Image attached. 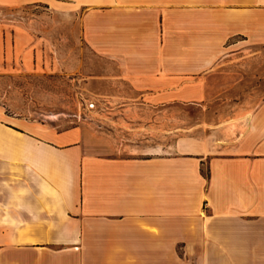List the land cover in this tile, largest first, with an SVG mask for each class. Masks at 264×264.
<instances>
[{
  "label": "crops",
  "instance_id": "obj_1",
  "mask_svg": "<svg viewBox=\"0 0 264 264\" xmlns=\"http://www.w3.org/2000/svg\"><path fill=\"white\" fill-rule=\"evenodd\" d=\"M26 7L80 13L86 48L154 116L202 105L229 43L264 38V0H0V74L52 64L4 12ZM246 112L228 139L203 130L122 157L0 107V264H264V95Z\"/></svg>",
  "mask_w": 264,
  "mask_h": 264
},
{
  "label": "rangeland",
  "instance_id": "obj_2",
  "mask_svg": "<svg viewBox=\"0 0 264 264\" xmlns=\"http://www.w3.org/2000/svg\"><path fill=\"white\" fill-rule=\"evenodd\" d=\"M4 12L46 40L52 62L44 71L0 74L5 114L57 131L81 128L104 139L117 156L166 154L178 136L203 130L219 138L218 130L224 129L228 139L230 129L246 118V109L264 95V38L229 43L213 68L210 98L202 105H174L154 116L140 110L116 66L86 48L80 13L65 19L43 7Z\"/></svg>",
  "mask_w": 264,
  "mask_h": 264
}]
</instances>
